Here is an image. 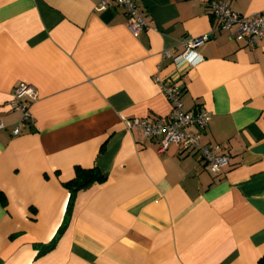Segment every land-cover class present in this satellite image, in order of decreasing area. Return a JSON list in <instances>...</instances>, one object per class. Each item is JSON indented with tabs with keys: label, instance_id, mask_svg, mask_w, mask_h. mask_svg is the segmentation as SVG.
<instances>
[{
	"label": "crops",
	"instance_id": "1",
	"mask_svg": "<svg viewBox=\"0 0 264 264\" xmlns=\"http://www.w3.org/2000/svg\"><path fill=\"white\" fill-rule=\"evenodd\" d=\"M134 2L146 24L137 37L122 8L101 11L99 0H0V264L264 256V41L251 48L216 30L210 0ZM230 8L264 12V0ZM201 36L202 62L177 70L182 41ZM156 80L181 83L183 110L211 113L201 142L230 156L219 175L196 150L170 144L158 154V138L127 127L168 121ZM21 82L34 90L33 120L13 135ZM77 166L105 180L78 191L67 213Z\"/></svg>",
	"mask_w": 264,
	"mask_h": 264
},
{
	"label": "built area",
	"instance_id": "2",
	"mask_svg": "<svg viewBox=\"0 0 264 264\" xmlns=\"http://www.w3.org/2000/svg\"><path fill=\"white\" fill-rule=\"evenodd\" d=\"M231 0H210L211 16L216 20V30L228 31L237 42H244L246 46L254 48L259 41H264V12L251 15L238 14L230 8ZM101 11L122 8L126 16V25L132 36L137 37L145 28V19L137 8L134 0H99ZM209 40L208 36L188 37L182 41L183 52L174 58L176 69L183 67L195 68L202 62L197 53ZM166 56L165 53L162 54ZM160 90L170 105L167 122L162 120L147 121L133 118L126 121L128 128H139L148 138H158L157 153H164L170 144L182 146L185 150H196L205 163L206 169L212 175H219L230 163V156L218 154L219 146L203 145L201 138L211 113L202 107L194 110H183L181 94L183 88L179 81L156 80ZM35 97L34 90L26 83H19L13 89L11 108L20 113V119L12 129L17 135L20 127L32 122L30 105ZM3 128L0 123V129Z\"/></svg>",
	"mask_w": 264,
	"mask_h": 264
},
{
	"label": "trees",
	"instance_id": "3",
	"mask_svg": "<svg viewBox=\"0 0 264 264\" xmlns=\"http://www.w3.org/2000/svg\"><path fill=\"white\" fill-rule=\"evenodd\" d=\"M105 180V177L97 168L84 169L81 167H75L74 178L69 182L65 183V187L70 193L69 205L67 208V213L70 211L71 204L73 202L75 194L83 189L90 187L94 183H101ZM5 198L0 192V201L4 202ZM64 227V226H63ZM57 239V238H56ZM56 239L50 244L46 245L44 251L50 250L55 243ZM43 251V252H44ZM258 264H264V256L258 260Z\"/></svg>",
	"mask_w": 264,
	"mask_h": 264
}]
</instances>
